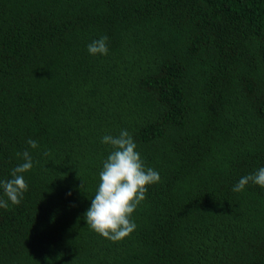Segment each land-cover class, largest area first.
I'll list each match as a JSON object with an SVG mask.
<instances>
[{
    "label": "trees",
    "instance_id": "obj_1",
    "mask_svg": "<svg viewBox=\"0 0 264 264\" xmlns=\"http://www.w3.org/2000/svg\"><path fill=\"white\" fill-rule=\"evenodd\" d=\"M121 130L161 180L113 242L84 214ZM25 150L0 264H264V188L233 191L264 167V0H0V181Z\"/></svg>",
    "mask_w": 264,
    "mask_h": 264
},
{
    "label": "clouds",
    "instance_id": "obj_2",
    "mask_svg": "<svg viewBox=\"0 0 264 264\" xmlns=\"http://www.w3.org/2000/svg\"><path fill=\"white\" fill-rule=\"evenodd\" d=\"M107 44L108 37L101 36L88 44L87 50L91 55H107ZM101 142L110 145L112 150L102 163L98 187L84 215L91 230L118 242L135 231L137 225L132 215L146 199L148 187L159 183L161 177L157 171L146 166L127 130H121L115 137L105 135ZM27 143L33 149L38 147L31 138ZM17 156H22L25 162L12 170L11 179L0 181V188L13 205H19L28 190L22 174L33 167L32 157L27 150L17 153ZM250 182L264 188V167L240 178L233 191H243ZM80 187L82 190L83 181ZM8 200L0 198V208H7Z\"/></svg>",
    "mask_w": 264,
    "mask_h": 264
}]
</instances>
